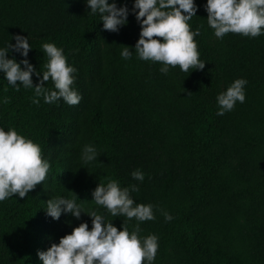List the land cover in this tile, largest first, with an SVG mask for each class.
Returning a JSON list of instances; mask_svg holds the SVG:
<instances>
[{
	"label": "trees",
	"instance_id": "trees-1",
	"mask_svg": "<svg viewBox=\"0 0 264 264\" xmlns=\"http://www.w3.org/2000/svg\"><path fill=\"white\" fill-rule=\"evenodd\" d=\"M116 3L129 9L119 32L104 30L87 0H0V49L17 35L29 37L26 59L41 72L33 73L35 86L47 62L42 45L55 43L78 69L73 87L82 95L77 106L43 97L37 105L34 88L16 91L0 71V128L38 144L51 165L26 197L0 201V264H43L39 251L81 223L92 229V211L121 231L124 222L129 232L139 223L141 238L156 235L153 264H264V34L217 38L207 0H194L198 11L188 23L193 32L200 28L194 39L205 68L185 73L170 66L165 75L160 62L135 53V0ZM122 45L131 59L121 57ZM8 58L25 59L14 50ZM240 78L248 81L245 102L217 115V96ZM45 87L55 90L51 79ZM86 145L97 150L88 164L81 159ZM137 169L142 182L131 175ZM113 179L121 188L136 185L132 198L157 206L156 218L127 220L97 205L93 191ZM57 197L75 199L81 217L48 216L47 201Z\"/></svg>",
	"mask_w": 264,
	"mask_h": 264
},
{
	"label": "clouds",
	"instance_id": "clouds-1",
	"mask_svg": "<svg viewBox=\"0 0 264 264\" xmlns=\"http://www.w3.org/2000/svg\"><path fill=\"white\" fill-rule=\"evenodd\" d=\"M87 6L89 13L101 15L104 30L119 32L128 23L129 9L126 4L118 7L116 0L112 3L109 0H87ZM205 8L208 25L214 29L217 38L222 39L228 33L252 38L264 34V0H207ZM197 11L194 0H135L132 12L141 26L140 38L135 45L138 58L160 62L163 66L159 71L165 75L170 66H179L185 73L190 69L203 70L206 63L200 59L194 39L200 35V28L193 32L188 23ZM13 38L16 40L14 45L10 43L0 49V71L5 74L8 84L16 91L20 90V85L34 88L32 102L37 105L39 98L43 97L47 104L62 99L69 106H77L82 100V95L73 87L76 80L74 74L78 69L69 65L63 48H58L55 43L42 45L47 62L43 65L42 79L34 86L33 73L40 77L41 72L26 59L32 48L29 37L17 35ZM10 50L20 53L25 59L19 63L15 58L9 59ZM132 55L130 47L123 46L121 57L128 60ZM49 79L55 90L45 87ZM247 83L246 79H236L217 96V115L223 116L234 110L237 102H245ZM9 102L10 99L5 97L3 103ZM81 159L85 164L96 160L95 147L86 145ZM50 167V162L42 158V149L38 144L18 134L15 128L9 131L0 128V201L14 195L26 197L46 180ZM131 175L142 182L145 174L137 169ZM138 191L136 185L121 188L119 181L113 179L106 185L99 183L92 195L94 202L104 206L112 216H125L127 220L135 218L138 222L154 220L157 206L136 203L131 193ZM46 205V214L56 220L62 213H71L77 219L82 214L75 199L52 198ZM161 212L166 221L173 219L163 209ZM88 215L92 218V229L89 230L87 223H81L71 234L62 237L59 244L53 243L47 251H39L43 264H144L145 261L153 264L159 246L156 235L141 238L139 223L129 232L124 222L121 231L95 211Z\"/></svg>",
	"mask_w": 264,
	"mask_h": 264
}]
</instances>
